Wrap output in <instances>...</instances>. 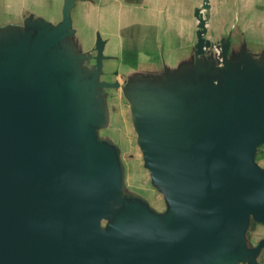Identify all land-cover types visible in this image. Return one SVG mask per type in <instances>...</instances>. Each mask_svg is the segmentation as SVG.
I'll use <instances>...</instances> for the list:
<instances>
[{
  "label": "water",
  "instance_id": "water-1",
  "mask_svg": "<svg viewBox=\"0 0 264 264\" xmlns=\"http://www.w3.org/2000/svg\"><path fill=\"white\" fill-rule=\"evenodd\" d=\"M33 13L0 25V264H261L264 47L207 38L197 9L190 59L123 85L105 79V41ZM130 105L157 210L128 189L120 146L102 136L109 90Z\"/></svg>",
  "mask_w": 264,
  "mask_h": 264
},
{
  "label": "crops",
  "instance_id": "crops-1",
  "mask_svg": "<svg viewBox=\"0 0 264 264\" xmlns=\"http://www.w3.org/2000/svg\"><path fill=\"white\" fill-rule=\"evenodd\" d=\"M206 0H87L78 1L72 11L79 39L92 42L100 33L108 60L120 65L127 77L159 73L190 59L197 43V9ZM207 38L219 41L239 25L253 24L255 8L263 0H207ZM64 0H0V25L21 23L30 13L58 22ZM263 4V3H262ZM249 17V20L248 18ZM248 31L249 28L244 27ZM243 42V41H242ZM241 42V43H242ZM240 43V45H241ZM87 46V45H86ZM92 46V47H93ZM105 70L111 69L106 66Z\"/></svg>",
  "mask_w": 264,
  "mask_h": 264
},
{
  "label": "rangeland",
  "instance_id": "rangeland-1",
  "mask_svg": "<svg viewBox=\"0 0 264 264\" xmlns=\"http://www.w3.org/2000/svg\"><path fill=\"white\" fill-rule=\"evenodd\" d=\"M262 3L260 1L255 8L254 23H248L246 26L241 24L234 31L233 39L238 42L237 48L242 41H245L249 49L254 53L259 54L263 50L264 0ZM247 18L249 20V17ZM244 27L249 28V30H243ZM79 41L85 50H91L94 47L93 43L87 39L84 41L80 38ZM106 66H111V69L108 70L110 74L113 70H118L120 67V65L110 61L106 62ZM109 78L123 85L127 76L120 74L117 77L111 75ZM108 93L111 120L109 127L102 131V136L112 139L122 150L128 189L141 194L149 200L153 207L159 211H163L165 209L163 196L152 187L149 172L144 168L142 153L137 144V135L132 123L130 105L124 98L121 89H110ZM257 161L264 167V146L259 149ZM248 237L253 244H258L264 238V226L253 223ZM259 262L264 264V253L261 255Z\"/></svg>",
  "mask_w": 264,
  "mask_h": 264
},
{
  "label": "flooded vegetation",
  "instance_id": "flooded-vegetation-1",
  "mask_svg": "<svg viewBox=\"0 0 264 264\" xmlns=\"http://www.w3.org/2000/svg\"><path fill=\"white\" fill-rule=\"evenodd\" d=\"M114 76V77H117L118 75H120V71H119V69L118 70H113L112 72H111V74L109 73V71L107 70V72H106V76L105 77H107L106 78V80L107 81H109V82H114V81H112L109 77L110 76ZM264 253V250L262 251V253H261V255ZM261 255L259 256V259L261 258ZM259 259H258V261H259Z\"/></svg>",
  "mask_w": 264,
  "mask_h": 264
}]
</instances>
